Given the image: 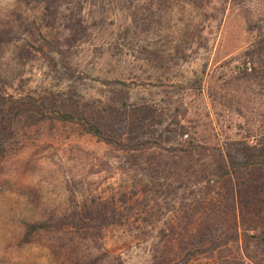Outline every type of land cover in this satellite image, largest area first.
<instances>
[{
  "label": "rangeland",
  "instance_id": "rangeland-1",
  "mask_svg": "<svg viewBox=\"0 0 264 264\" xmlns=\"http://www.w3.org/2000/svg\"><path fill=\"white\" fill-rule=\"evenodd\" d=\"M250 24L264 30V0H0V95L54 96L102 117L119 107L133 138L166 149L181 147L174 120L188 110L203 141L133 167L77 127L46 132L0 164V264H183L196 251L189 264H264L251 239L264 236V165L233 171L264 124L211 81L244 58ZM103 211L109 225L67 220L25 237L23 221Z\"/></svg>",
  "mask_w": 264,
  "mask_h": 264
},
{
  "label": "trees",
  "instance_id": "trees-1",
  "mask_svg": "<svg viewBox=\"0 0 264 264\" xmlns=\"http://www.w3.org/2000/svg\"><path fill=\"white\" fill-rule=\"evenodd\" d=\"M19 1L27 2V0ZM231 4L235 5V3ZM248 30L250 34L256 35L253 37V42L243 50L244 58L237 61L238 57H233L225 61L220 68L227 71L220 73L216 78L211 77V81L215 79L217 85L221 86V90L223 87H228L223 95L222 91L216 90V96L227 100L229 104H232L235 98L245 97L243 101L238 100L240 109L237 107L236 110L242 115H251L253 124H264V30L253 24L248 26ZM187 111L177 109L174 120L181 130L183 138L181 147L166 149L161 138L156 140L133 138L131 128L133 115L126 111H119V107L112 108L107 117H102L86 111L79 103L66 104L59 102L54 96L31 98L23 102L0 95V164L17 158L46 132L53 131L59 125L77 127L85 136L95 138L114 152L125 154L133 163V167L136 166L134 163L154 149L191 154L201 147L203 141L198 132L200 119L197 116L189 117ZM146 118L145 116L144 120H147ZM241 150L242 157L240 155L239 158H234V172L241 168L263 166L264 131L256 136H250ZM145 188L149 189L148 191L151 190L150 185H146ZM104 211L96 218L87 212L75 214L72 218L56 219L54 216L37 221H23L26 229L25 237L29 239L39 231L63 228L67 220L76 228H84V230L96 228L98 225H109L107 220L110 219V215ZM113 222L115 221H111ZM251 239L264 246V236H252ZM227 244L228 241H224L206 252L212 254ZM201 252L203 251L190 252L183 264H189ZM244 264L255 263L244 261Z\"/></svg>",
  "mask_w": 264,
  "mask_h": 264
}]
</instances>
